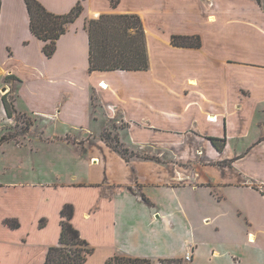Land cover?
<instances>
[{
  "label": "crops",
  "instance_id": "0c3cea01",
  "mask_svg": "<svg viewBox=\"0 0 264 264\" xmlns=\"http://www.w3.org/2000/svg\"><path fill=\"white\" fill-rule=\"evenodd\" d=\"M38 1L64 15L79 0ZM114 1L85 0L49 58L25 1L0 0V264H45L67 204L85 264H264V0ZM102 15L140 17L148 70L90 72ZM5 97L26 127L3 129Z\"/></svg>",
  "mask_w": 264,
  "mask_h": 264
},
{
  "label": "trees",
  "instance_id": "16d2710c",
  "mask_svg": "<svg viewBox=\"0 0 264 264\" xmlns=\"http://www.w3.org/2000/svg\"><path fill=\"white\" fill-rule=\"evenodd\" d=\"M27 6L30 30L39 40L46 42L44 53L51 58L57 49V41L64 35L68 27L80 18L84 11L83 2L64 15L49 12L38 0H24ZM115 4V1L112 0ZM86 30L90 45V72L110 71H146L150 67L147 38L143 22L136 15H102L98 20L88 21ZM172 42L178 47L199 48L200 37L174 36ZM5 106L9 109L6 101ZM104 138L108 145L115 148L124 158H128L129 151L120 145L119 139L107 132ZM110 140L115 142V146ZM213 145L222 151L224 140L210 139ZM75 209L67 204L61 211V236L58 246L50 247L45 264H85L94 248L81 238L79 230L73 224ZM7 224L16 229L19 223L8 220ZM45 220L40 227H44ZM163 264H182L180 260L163 261ZM107 264H153L151 260L116 256L108 260Z\"/></svg>",
  "mask_w": 264,
  "mask_h": 264
},
{
  "label": "rangeland",
  "instance_id": "374dc122",
  "mask_svg": "<svg viewBox=\"0 0 264 264\" xmlns=\"http://www.w3.org/2000/svg\"><path fill=\"white\" fill-rule=\"evenodd\" d=\"M113 16H115V15H113ZM96 20H98V19H96ZM0 84H1V80H0ZM4 88H6V89H5L4 92H2L3 94H9L11 92V89H9L7 86H5ZM4 99H5V101L7 102L8 106H9V109L6 108V112L8 113L9 117L13 118L14 117L13 116V111H14V109H13V101L9 100V98H6V97ZM14 119H15L14 122L5 123L6 125L3 126V129L9 131V130H11L12 126L13 127L18 126L19 128L20 127L24 128L30 122L29 120H27V117L25 115H23V114H19V115L15 116ZM19 132L20 131L15 130V131L10 132L9 135L11 137H13V136H16ZM110 142H111L112 145L115 146V142L113 140H110ZM99 169L101 170V172H104V169L102 167H100Z\"/></svg>",
  "mask_w": 264,
  "mask_h": 264
},
{
  "label": "built area",
  "instance_id": "2783aa9c",
  "mask_svg": "<svg viewBox=\"0 0 264 264\" xmlns=\"http://www.w3.org/2000/svg\"><path fill=\"white\" fill-rule=\"evenodd\" d=\"M0 122H1V121H0ZM185 260H186V261H191V260H192V253L187 254Z\"/></svg>",
  "mask_w": 264,
  "mask_h": 264
},
{
  "label": "bare ground",
  "instance_id": "6f19581e",
  "mask_svg": "<svg viewBox=\"0 0 264 264\" xmlns=\"http://www.w3.org/2000/svg\"><path fill=\"white\" fill-rule=\"evenodd\" d=\"M101 87H103V88H107V86H106V85H104V84H103V85L101 84Z\"/></svg>",
  "mask_w": 264,
  "mask_h": 264
}]
</instances>
